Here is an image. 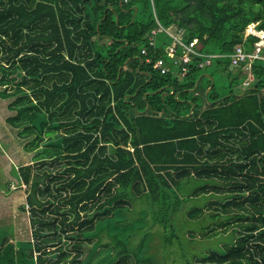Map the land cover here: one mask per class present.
<instances>
[{"label": "trees", "instance_id": "obj_1", "mask_svg": "<svg viewBox=\"0 0 264 264\" xmlns=\"http://www.w3.org/2000/svg\"><path fill=\"white\" fill-rule=\"evenodd\" d=\"M251 23L264 31V0H0L1 94L25 100L14 120L31 123L23 133L66 131L35 146L34 161L15 171L31 237L17 240L1 227L0 264H82L90 238L93 251L112 246L96 264H130L139 243L130 234L102 242L96 229L107 219L149 203L168 248V222L190 199L211 193L222 196L193 206L188 219L223 214L208 235L223 227L232 239L198 263L264 264V61L246 70L212 58L206 67L230 88L221 95L206 67L191 65L183 77L152 68L166 57L162 31L148 47L151 62L140 53L159 24L181 27L204 53L228 54L238 44L249 50L258 40L245 36ZM195 180L207 182L186 192Z\"/></svg>", "mask_w": 264, "mask_h": 264}, {"label": "rangeland", "instance_id": "obj_2", "mask_svg": "<svg viewBox=\"0 0 264 264\" xmlns=\"http://www.w3.org/2000/svg\"><path fill=\"white\" fill-rule=\"evenodd\" d=\"M255 24L248 25L245 32L247 33L249 27H253ZM166 37L163 32L158 34V38L167 40L168 37ZM210 73L213 75L218 93L227 94L230 88L226 77L220 73H214L212 67H206L205 74L209 75ZM2 91L3 87L0 86V228L11 229L13 237L17 240H28L31 237L28 213L21 210V206L25 202V186L16 179L15 171L20 165L31 164L34 161L35 146L42 148L49 139L62 135L66 131L63 127L56 130L46 127L39 133L38 129L30 127V132L23 133V129L31 123L23 121L24 117L19 116L17 120H14V117L17 116L18 111H25L23 110L25 100L14 103L17 95L12 90H7L9 95L3 96ZM197 93V97L202 98V93ZM29 95L33 97L32 92ZM26 112L28 111L26 110ZM56 115L61 117L59 113ZM49 122L51 121L48 119L47 123ZM50 169L53 170L51 167ZM206 182L207 180H195L189 185L186 192L189 193L195 187ZM221 196L211 193L199 198L193 197L186 202L182 206V210L168 222L173 229L170 231L173 234V241L168 248L161 246V227L153 222V209L149 203L136 207L132 205L122 213V216L116 214L113 218L107 219L102 232L100 227L96 231L100 235L99 237L105 234L102 238V242L105 243H109V236L112 239L115 236L125 239L127 235H132L134 243H139V251L136 255L137 259H131L130 264H199L198 258L210 251L222 252L227 245H230L231 230L226 232L223 227H218L216 229L219 232L218 235L210 237L207 230L223 222L226 218L225 215L222 214L218 220H213L205 215L201 220L191 221L188 219L187 212L193 206H206L210 200L219 201ZM171 199L174 200V198ZM137 203L140 202L137 201ZM206 211L207 208L204 207V212ZM124 227L128 230L125 231ZM94 240L95 238H90L85 241L81 257L82 264H96L112 251L111 244L108 245L107 250L104 249L101 253V250L93 251L91 244ZM143 256L146 260H140L144 258ZM115 258L116 253H113L112 256L110 255L109 261L111 262Z\"/></svg>", "mask_w": 264, "mask_h": 264}, {"label": "built area", "instance_id": "obj_3", "mask_svg": "<svg viewBox=\"0 0 264 264\" xmlns=\"http://www.w3.org/2000/svg\"><path fill=\"white\" fill-rule=\"evenodd\" d=\"M252 30L245 32L246 35H254L258 40L254 42L251 49H246L243 44H238L233 48V51L228 54H210L200 50V43L197 38H193L187 42L183 39V29L181 27L169 26L162 27L159 24L157 29L151 31L147 39V47L140 50L142 56L145 57V62H151L148 57V47H156L157 34L162 31L170 39L168 45L165 46L166 57H159L152 61V68L160 74L173 72L179 77H183L190 69V66L204 68L210 65L212 58L224 56L230 60L233 67L244 65L246 70L250 69L252 61L260 59L264 61V31L257 30L256 24L251 27ZM252 76L245 78L242 85L248 86Z\"/></svg>", "mask_w": 264, "mask_h": 264}, {"label": "crops", "instance_id": "obj_4", "mask_svg": "<svg viewBox=\"0 0 264 264\" xmlns=\"http://www.w3.org/2000/svg\"><path fill=\"white\" fill-rule=\"evenodd\" d=\"M248 75H249V74H248ZM248 75H247V76H248ZM247 76H246V77H247ZM205 80H206V76H203L202 81H205ZM244 80H245V79H244ZM242 83H243V82H242Z\"/></svg>", "mask_w": 264, "mask_h": 264}, {"label": "bare ground", "instance_id": "obj_5", "mask_svg": "<svg viewBox=\"0 0 264 264\" xmlns=\"http://www.w3.org/2000/svg\"><path fill=\"white\" fill-rule=\"evenodd\" d=\"M248 30H252V28L251 27H249V29Z\"/></svg>", "mask_w": 264, "mask_h": 264}, {"label": "water", "instance_id": "obj_6", "mask_svg": "<svg viewBox=\"0 0 264 264\" xmlns=\"http://www.w3.org/2000/svg\"><path fill=\"white\" fill-rule=\"evenodd\" d=\"M164 94H162V96H163Z\"/></svg>", "mask_w": 264, "mask_h": 264}]
</instances>
